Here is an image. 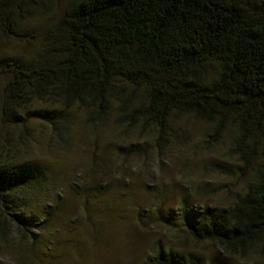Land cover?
Returning <instances> with one entry per match:
<instances>
[{
    "label": "trees",
    "instance_id": "trees-1",
    "mask_svg": "<svg viewBox=\"0 0 264 264\" xmlns=\"http://www.w3.org/2000/svg\"><path fill=\"white\" fill-rule=\"evenodd\" d=\"M35 5L0 0V32ZM0 75L7 78L2 119L25 129L39 120L62 137L74 107L87 111L90 124L114 108L118 123L152 126L158 139L174 115L211 124L212 137L234 127L238 164L223 173L253 175L244 193L222 208L184 199L174 219L195 242L229 255L264 248V168L256 164L264 146V0H71L33 57L0 61ZM45 180L36 163L0 162V228L9 222L27 235L46 222L24 216L17 196ZM144 264L225 263L155 248Z\"/></svg>",
    "mask_w": 264,
    "mask_h": 264
},
{
    "label": "rangeland",
    "instance_id": "rangeland-1",
    "mask_svg": "<svg viewBox=\"0 0 264 264\" xmlns=\"http://www.w3.org/2000/svg\"><path fill=\"white\" fill-rule=\"evenodd\" d=\"M70 1L37 0L32 15H13L12 30L0 32V61L33 57L47 24ZM6 82L0 75V162L44 169L43 185L17 196L24 216L46 222L27 235L9 222L1 227L0 264H144L155 248L205 263L264 264V248L229 255L215 243L195 242L174 219L184 199L198 209L222 208L244 193L253 175L223 173L238 164L234 127L212 137L211 124L174 115L158 139L152 126L118 123L114 108L107 120L90 124L87 111L74 107L61 137L39 120L27 129L3 121ZM260 151L256 164L264 168V146Z\"/></svg>",
    "mask_w": 264,
    "mask_h": 264
}]
</instances>
